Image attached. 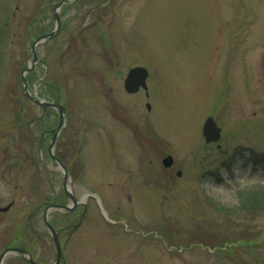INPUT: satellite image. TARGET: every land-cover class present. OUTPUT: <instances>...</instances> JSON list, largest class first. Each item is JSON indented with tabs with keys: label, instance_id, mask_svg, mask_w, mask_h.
<instances>
[{
	"label": "rangeland",
	"instance_id": "obj_1",
	"mask_svg": "<svg viewBox=\"0 0 264 264\" xmlns=\"http://www.w3.org/2000/svg\"><path fill=\"white\" fill-rule=\"evenodd\" d=\"M114 2L104 31L122 39L116 50L125 73L134 65L149 70L150 98L118 89L123 118L138 135L133 140L120 128L121 152L114 155L121 170L110 149L96 142L91 155L99 159L101 176L124 179L131 173L137 188L112 189L105 182L87 199L89 192L79 187L74 194L82 197L87 224L72 234L64 227L73 215L51 210L48 218L60 230L61 264H264V213L239 207L240 192L264 188V0ZM42 5L43 0H0V24L9 21L14 31L0 69V207L13 202L0 212V254L22 247L50 264L56 248L44 210L47 204H67L68 198L48 148H37V123L27 122L40 108L20 84L33 40L52 28V9L40 19ZM71 14L68 8L62 13L60 38L38 47L46 66H35L27 82L32 93L58 98L60 92L48 84L52 75L58 77L61 92L72 94L73 114L83 119L85 110L95 112L99 100L86 72L103 71L107 63L93 42L68 51ZM46 69L51 77L41 84ZM94 77L99 90L100 74ZM146 102L152 105L149 112ZM18 106L22 115L16 122ZM99 113L93 116L99 125L89 136L104 134ZM208 116L222 129L215 144H206L202 134ZM168 152L175 159L170 169L162 166ZM87 170L86 176L98 168ZM3 264L24 263L8 255Z\"/></svg>",
	"mask_w": 264,
	"mask_h": 264
},
{
	"label": "flooded vegetation",
	"instance_id": "obj_2",
	"mask_svg": "<svg viewBox=\"0 0 264 264\" xmlns=\"http://www.w3.org/2000/svg\"><path fill=\"white\" fill-rule=\"evenodd\" d=\"M61 1L63 2L60 8L61 14L67 8L72 12L68 18L71 22L69 31L67 32V40L68 44H70L68 45V51L71 49H78V47L81 46L80 44L84 45L86 48L88 46L91 47V42H93L96 47H99L98 51L96 52H99V55L100 53H103L102 59L107 63V65H105V70L103 71L86 72L89 82L93 84L96 93L99 94V100H97V108L95 112L89 113L87 110H85L87 115L86 118L83 119L75 117V114H73L71 107V92H61L62 89L57 86L58 80H55L58 79V77H54L53 75L51 79V76L49 77V84L51 85L52 90L55 91L56 89L58 93L60 92L58 98L53 96L50 98V101L63 107V110L61 111L59 108L38 105L40 108V114L35 116L37 130L39 131V136L36 140L37 148L40 150L48 148L49 157L53 160L57 170L62 172L64 175L63 168L60 166L59 161L63 163L64 168L67 170L70 176L67 184L72 190L74 196V191L78 190L79 187L91 194L90 190L92 191L93 189L98 188V186L105 185V182L107 183V186L112 189H121L123 185H127L130 190L136 191L135 188L137 187L133 181V174L128 173L124 179L108 176L103 177L99 172V159H93V156L91 155V146L92 143L95 142L101 148L110 149L109 152L112 155L118 153L117 150L120 151L118 142H121V138L123 136L120 134L122 131L120 128H126L129 132H131L130 137H132L133 140H136L138 137L133 126L134 124H131L129 121L124 120L123 118L122 108L125 104L118 102L119 97H116L118 89L126 92L124 89L125 77L128 73V70L133 66L129 67L126 73L123 71L121 68L123 57L120 56L116 50V48L120 45L119 42H121L122 39L119 40L118 38H112V33L105 32L103 28V22L106 15L114 12L116 7L113 5L116 3H112L113 0H48L47 4H44L45 0H43V5L40 9V19H46V11L52 9L53 12L55 7ZM48 19L52 21L53 25V17L50 16ZM86 19L89 21L88 23L85 22ZM63 20L64 18L61 15V29L53 40H58L60 38ZM87 25L89 26L84 27ZM52 29L53 27L49 31L42 32L40 35L48 33ZM58 47L59 45L56 44V46H54V50L57 51ZM59 55L57 58L60 59ZM58 64L59 61L57 62L56 66ZM39 65H41V67L46 65L45 61L41 57H39ZM45 74L46 73H44L39 79L41 84L48 78V75L47 78H45ZM98 74H100L99 82L101 85L99 90L95 86L96 81L94 77V75ZM141 92H143L146 99L150 98V88L148 90V95L143 89H140V91L133 94L128 92L126 93L136 97ZM62 94L63 100L61 99ZM100 110L102 111V113L99 114H101V127L104 129V134L99 136H89L87 132L94 129V127H98L99 125L93 116H95ZM78 112H80V110H78ZM62 123L63 125L61 129H59ZM148 127L149 131L151 132L152 129H150L149 124ZM150 137L151 140L149 143V150L150 153H153V155H150L149 158L152 159L155 155L154 135L150 134ZM113 158L115 164L117 167H119V170H121V160H119L117 156ZM90 165L98 168V170H95L90 175L86 176V172L90 169L89 168L87 170V167ZM176 174L179 175L178 171H176ZM113 179L117 180L118 183H112L111 180ZM65 184L66 183L63 178V190L65 188ZM134 199L136 202L138 201V198ZM75 200L77 203L70 211V214L73 215V220L68 226L71 229V234L75 233L76 230L81 227V224L87 220L85 219V217L87 218V213L85 207L83 206L82 197L77 198L75 196ZM127 200H129V202H133L132 197H129Z\"/></svg>",
	"mask_w": 264,
	"mask_h": 264
},
{
	"label": "water",
	"instance_id": "obj_3",
	"mask_svg": "<svg viewBox=\"0 0 264 264\" xmlns=\"http://www.w3.org/2000/svg\"><path fill=\"white\" fill-rule=\"evenodd\" d=\"M60 5L61 4H59L57 6V8L55 9V12H54V18L57 21L56 29L53 32L49 33V34L42 35L39 38L34 40L32 46H31L32 63L26 68V70L23 72V75H22V81H23V84H24L25 94L27 96H29L35 103L42 104L45 107H47V106L56 107L57 105H55L54 103H50V102L42 103L34 95H32L29 92V90H28L25 74L30 72L33 69V67L35 66L36 62H38L37 46L41 42H43V41H45L47 39L53 38L58 33V31L60 29V18H59V12H58V9H59ZM147 76H148V72H147L146 68L140 67V66L132 68L129 71V74H128L126 80H125V88H126V90L128 92H130V93H134V92H137L141 87H143L147 91L148 90V87H147V84H146ZM147 107H148V109H150V105L149 104H147ZM59 109L62 110V107H59ZM62 119H63V117H62ZM62 125H63V123L60 125L59 129H61ZM203 133H204V136H205V139H206L207 143L215 142V141H218L220 139L221 129L217 126V124L214 121V119L212 117H209L204 123ZM173 162H174V159H173V157L171 155H168L167 157H165L163 159V165L165 167H171L173 165ZM60 164L63 165L61 162H60ZM67 180H68V174H67V171L65 170V182H67ZM66 193L71 198L73 203L76 204L77 202H76L73 194L67 188H66ZM10 207H11V204H9L6 207L0 208V211H8L10 209ZM51 209L70 210L71 206H68V205L64 206V205L55 204V205L49 206L46 209V211H45V223H46V226H47V228L49 229V231H50V233L52 235V238L54 240V243H55V246H56V250H57L56 259H55V261L52 264H60V262L62 260V257H63V252H62L61 243H60V240H59V232L56 231L53 228V226L50 224V222H49V220L47 218V214H48V212ZM10 254L20 255L21 257L27 259L31 264H43V263H40V262L34 260L32 258V256L26 250L21 249V248H8L7 250H5L0 256V264H2L3 260L5 259V257L7 255H10Z\"/></svg>",
	"mask_w": 264,
	"mask_h": 264
},
{
	"label": "trees",
	"instance_id": "obj_4",
	"mask_svg": "<svg viewBox=\"0 0 264 264\" xmlns=\"http://www.w3.org/2000/svg\"><path fill=\"white\" fill-rule=\"evenodd\" d=\"M9 21H7L4 24H0V69L3 65V61L5 58V44L8 41H11L12 36L14 34L13 28L8 24ZM11 56V55H9ZM21 84V83H20ZM21 87V86H20ZM23 90V89H21ZM15 98V97H14ZM16 102L18 103V100L15 98ZM16 103V104H17ZM16 113H17V119L16 122L21 118L20 116L22 115V109L18 106L16 108ZM239 200H240V205L241 209H247V210H257L262 213H264V188L261 189L260 191H255V190H247L245 192H240L239 195ZM28 227V223L21 227L14 238V241H17L21 236H23V230ZM24 264H30L26 260L19 258Z\"/></svg>",
	"mask_w": 264,
	"mask_h": 264
}]
</instances>
